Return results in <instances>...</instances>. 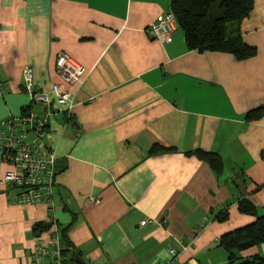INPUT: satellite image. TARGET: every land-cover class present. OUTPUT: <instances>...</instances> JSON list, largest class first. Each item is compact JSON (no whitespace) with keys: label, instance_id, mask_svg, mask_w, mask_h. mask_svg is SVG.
Wrapping results in <instances>:
<instances>
[{"label":"crops","instance_id":"obj_1","mask_svg":"<svg viewBox=\"0 0 264 264\" xmlns=\"http://www.w3.org/2000/svg\"><path fill=\"white\" fill-rule=\"evenodd\" d=\"M170 2L0 0V121L44 112L30 105L24 67L36 91L73 93L72 111L54 105L45 127L57 158L52 206L15 203L2 183L11 165L0 164V264H30L34 227L46 224L40 237L54 224L71 244L66 264L75 254L86 264H229L220 237L255 221L237 199L264 214V0L240 24L257 50L246 60L188 50L178 26L169 43L152 38ZM60 53L85 68L80 88L57 74ZM196 150L216 153L221 171L187 154ZM256 255L264 243L241 253Z\"/></svg>","mask_w":264,"mask_h":264},{"label":"built area","instance_id":"obj_2","mask_svg":"<svg viewBox=\"0 0 264 264\" xmlns=\"http://www.w3.org/2000/svg\"><path fill=\"white\" fill-rule=\"evenodd\" d=\"M177 29L174 15L164 13L156 23L147 29L148 34L159 41L170 42ZM56 71L63 82L80 88L84 82L85 68L66 53H60L56 61ZM23 89L30 105H43L44 112L38 115L31 111L19 117H8L0 121V164L8 163L11 169L6 171L2 183L15 188L14 202L19 205L53 204L54 178L56 171L55 152L43 139L45 127L52 116L53 106L70 113L73 108V93L65 92L59 85H53L49 93L35 90L33 72L29 67L22 71ZM3 81L0 77V96L3 95ZM33 134L34 139L29 140ZM97 202V199H90ZM143 220L140 225L149 223ZM174 253V251H170ZM30 264H66L58 228L53 224L47 239L35 238V245L30 253Z\"/></svg>","mask_w":264,"mask_h":264},{"label":"trees","instance_id":"obj_3","mask_svg":"<svg viewBox=\"0 0 264 264\" xmlns=\"http://www.w3.org/2000/svg\"><path fill=\"white\" fill-rule=\"evenodd\" d=\"M252 8L253 0H171L170 2V12L183 33L188 50L219 51L231 54L237 60H246L257 54L256 48L245 44L240 34V24L248 17ZM261 112L262 108L252 110L246 114V118L257 119L261 116ZM170 150L153 146L150 154ZM187 154H194L199 159L205 160L217 172L222 169V161L216 153L196 150ZM237 204L240 213L255 217V221L221 236L218 245L226 251L229 264H264V256L256 255L249 258L241 256L242 252L264 243V214H259L246 197L237 199ZM227 218V206L215 216L218 222H224ZM50 227L51 224L36 225L35 237H39ZM57 228L67 257L72 251L71 244L64 231L58 226ZM71 260L74 261L73 258Z\"/></svg>","mask_w":264,"mask_h":264},{"label":"water","instance_id":"obj_4","mask_svg":"<svg viewBox=\"0 0 264 264\" xmlns=\"http://www.w3.org/2000/svg\"><path fill=\"white\" fill-rule=\"evenodd\" d=\"M75 261H76V263H78V264H86L82 259H80L78 256H75Z\"/></svg>","mask_w":264,"mask_h":264}]
</instances>
